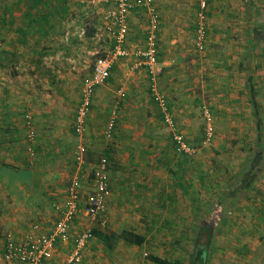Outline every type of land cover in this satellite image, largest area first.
<instances>
[{"label": "crops", "instance_id": "obj_1", "mask_svg": "<svg viewBox=\"0 0 264 264\" xmlns=\"http://www.w3.org/2000/svg\"><path fill=\"white\" fill-rule=\"evenodd\" d=\"M105 9L86 0H0V261L8 231L17 237L32 230L49 232L59 217L56 204L66 196L78 138L72 137L68 120L74 112L76 81L81 79L82 84L91 72L85 70L88 54L100 45L97 34L108 31ZM144 13L140 7L129 15L130 31L124 45L130 51L143 46L148 23ZM158 53L161 63L167 65L170 56L161 55L160 47ZM128 59L118 65L123 70L119 77H109L106 84L94 89L84 131L87 173L100 152L108 158L110 223L104 230L116 232L119 238L108 246L94 234L83 264H142L139 255L132 253L135 245L142 244L127 242L121 234L124 229L143 233V244L150 238L160 240L163 233H172L177 226H181V233L194 227L196 235L200 210L205 209L210 220L216 205L223 213L212 230L207 264H264V189L254 183L255 177L264 172L263 152H255V162L242 171L237 183L199 207L194 168L187 156H180L183 153L177 150L174 139H164L165 150L158 151L159 147L150 146L153 133L158 134L155 128L152 135L144 136V128L142 132L138 129L145 124L152 126L154 110L144 103L154 95L147 70ZM119 89L124 94L117 96ZM173 90L176 97L169 100L174 102L175 118L190 139L193 122L186 114L185 95ZM111 104V111L120 113L121 123L113 134L115 139L102 148L100 128ZM27 113L32 115L36 130L32 156L26 150ZM84 182L90 189L91 179ZM255 191L253 200L247 202V196ZM96 225L86 216H78L72 233ZM219 236L220 242H216ZM71 244L61 241L49 264L63 261ZM220 249L222 256L216 260ZM149 259L145 264H158Z\"/></svg>", "mask_w": 264, "mask_h": 264}, {"label": "rangeland", "instance_id": "obj_2", "mask_svg": "<svg viewBox=\"0 0 264 264\" xmlns=\"http://www.w3.org/2000/svg\"><path fill=\"white\" fill-rule=\"evenodd\" d=\"M157 4L163 18L158 47L161 48V55L170 56L167 65L160 61L162 72L157 77V88L164 91L172 111L175 109L174 102L171 103L169 97H176L173 89L185 95L184 106L188 109L186 114L193 122L192 126H189L191 130L185 127L191 133V141L197 142L204 132V109L208 108L212 115L214 133L210 141L199 143V148L191 154L177 147V150L183 153L180 156H187L188 162L194 168L198 204L202 207L201 205L209 199L221 195L231 183L239 181L242 171L249 169L255 162L257 135L261 133L260 136L264 140V0H206L205 5L202 0H157ZM144 16L147 22L145 13ZM201 22L205 26V35L204 43L199 47L194 38ZM145 26L146 33L147 23ZM103 31L97 34L100 45L97 44L96 51L88 54L86 71L91 70L98 55L104 54L111 47L109 31ZM135 47L137 48L134 46L127 55L116 58L110 78L116 79L121 75L123 70H120L118 65L128 57L132 64L135 63L137 67L145 70L134 52ZM76 82L78 86L75 87V94L77 93L78 97L76 95V98H73L74 112L68 119L72 137H77L72 123L79 100L81 79ZM117 91V96H120V89ZM112 102L116 103V97H113ZM148 103L155 113L153 122L149 125L152 126L146 127L145 124V127L140 126L138 129L142 132L144 128L141 133L144 136L152 135L151 130L155 128L154 131L158 134L153 133L152 136L155 137L150 146L153 144L154 149L159 147L158 151L165 150L164 139H173L172 133L162 120L161 110L154 96L144 104L148 106ZM111 106L110 110L104 112L105 119L100 128L102 148L108 147V143L114 138L116 127L121 123L120 113L111 111L114 105ZM112 115L115 116L116 127L113 137L108 139L104 129ZM181 129L186 133V130ZM72 140L74 141V138ZM25 141L27 143L26 138ZM102 153L100 152L99 156ZM260 162L261 160H258L257 164ZM255 178V185L264 189V172ZM255 193L256 191L250 197L247 196V202L253 200ZM175 228L176 231L172 233H163L164 237L160 240L150 238L145 244L135 245L132 253L139 255L142 264L150 258V253L191 264L197 249L195 228L193 227L192 231L187 230L186 233L180 232L181 226ZM217 239L216 242H220V236ZM221 256L220 249L216 252V260ZM149 262L158 263L151 258Z\"/></svg>", "mask_w": 264, "mask_h": 264}, {"label": "built area", "instance_id": "obj_3", "mask_svg": "<svg viewBox=\"0 0 264 264\" xmlns=\"http://www.w3.org/2000/svg\"><path fill=\"white\" fill-rule=\"evenodd\" d=\"M89 4L104 5L105 28L112 37V45L104 54L98 55L92 65L91 72L83 79L80 86L79 100L76 105L73 129L77 135L74 146V167L70 181L66 187L65 198L56 204L59 217L49 232L32 230L22 237L15 236L12 231L6 235V249L0 264H49L54 256L57 245L61 241H72L71 248L63 261L59 264H83L86 247L94 236L93 227H85L72 233V225L78 216H86L101 228L109 226L108 196L111 193V179L108 174V158L100 155L98 160L87 173L86 150L84 140L87 116L90 111L94 89L104 83L110 76L116 58L127 55L131 51L124 45L130 31L129 15L135 8H144L148 23L144 35V44L135 49L139 63L147 70L150 88L161 110L162 120L170 128L173 139L179 149L186 153H193L199 148V143L210 141L214 126L212 115L208 108L204 109L206 117L204 132L197 141L188 139L171 110L165 94L157 89V77L162 72L158 55V37L161 31L162 16L156 0H86ZM206 0H202L205 5ZM205 26L199 24L195 43L201 47L204 43ZM123 95L124 92L120 91ZM26 150L34 155V139L36 130L32 115L25 116ZM116 127L115 116L112 115L105 126L104 134L111 139ZM85 179H91L90 189H86Z\"/></svg>", "mask_w": 264, "mask_h": 264}, {"label": "trees", "instance_id": "obj_4", "mask_svg": "<svg viewBox=\"0 0 264 264\" xmlns=\"http://www.w3.org/2000/svg\"><path fill=\"white\" fill-rule=\"evenodd\" d=\"M113 42V41H112ZM254 95V93H252ZM261 133L257 135L256 139V151L257 153L263 152V142L264 140L260 136ZM216 205V204H215ZM214 212L209 220L208 215H206V210L202 209L200 210V218L199 221L197 222V227H196V235H195V243L196 247L202 245L204 247V252L206 256V261L205 264H207V257H208V250L211 247L212 243V230L214 228L215 222H217L223 213V209L221 206H215L214 209L212 210ZM105 228H101L99 225H96L93 227V232L95 235L102 237L104 242L108 246H113L114 243L116 242L115 239L119 238V235L116 232H109L105 231ZM122 236L127 240L129 243H135V244H143L145 242V235L141 232L135 231L133 229H124L122 231ZM150 258L159 264H185L183 261L180 259L178 260H171L166 257H162L156 253H150L149 254Z\"/></svg>", "mask_w": 264, "mask_h": 264}, {"label": "water", "instance_id": "obj_5", "mask_svg": "<svg viewBox=\"0 0 264 264\" xmlns=\"http://www.w3.org/2000/svg\"><path fill=\"white\" fill-rule=\"evenodd\" d=\"M206 256L204 252V247L202 245L198 246L191 264H205Z\"/></svg>", "mask_w": 264, "mask_h": 264}]
</instances>
